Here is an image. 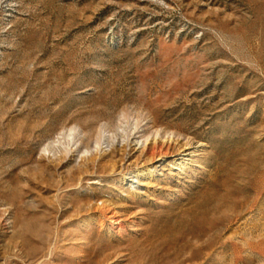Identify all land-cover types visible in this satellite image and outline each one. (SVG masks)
<instances>
[{
    "label": "rangeland",
    "instance_id": "rangeland-1",
    "mask_svg": "<svg viewBox=\"0 0 264 264\" xmlns=\"http://www.w3.org/2000/svg\"><path fill=\"white\" fill-rule=\"evenodd\" d=\"M0 264H264V0H0Z\"/></svg>",
    "mask_w": 264,
    "mask_h": 264
},
{
    "label": "bare ground",
    "instance_id": "bare-ground-1",
    "mask_svg": "<svg viewBox=\"0 0 264 264\" xmlns=\"http://www.w3.org/2000/svg\"><path fill=\"white\" fill-rule=\"evenodd\" d=\"M126 126H123L122 129V132L124 131V133L127 135V137L125 138L126 140L122 145H120L117 148L116 147L113 148V150L108 155L102 153L101 151L103 150V144L109 140L108 138L109 136L107 132L103 131L102 135L100 136V139L97 141L95 145V151L97 152V154L101 152L100 155L102 158H105L106 156H110L109 161L110 164H112L113 166L112 168H114L115 171V169L122 168L124 166L123 164L126 162L128 157L131 156L132 151L135 150L139 151L142 148L140 152L141 153L140 157L143 158L141 159L139 158V159L140 161L141 160L143 161V165H142L143 167L133 172L136 175V177H138L137 182L139 183L144 181L145 182L149 181L151 177L154 178L155 170H156L155 164L157 162L167 160L172 156L180 157L178 158L179 160L182 159L181 161V169H182L183 162H185L186 160L185 156H194V154L200 151V148L202 146V144L199 143L200 141L199 142L196 141L193 137L184 134L182 136L181 134L179 135L178 133L168 134L166 131L156 134L151 138L147 137L145 140H143V138L145 137L144 131L129 133L126 131L128 127ZM68 135L70 137H78L80 135V131L75 128L72 129ZM131 164H137V162L136 161L131 162ZM139 176H141V178H139ZM126 180H129V178L126 177Z\"/></svg>",
    "mask_w": 264,
    "mask_h": 264
}]
</instances>
